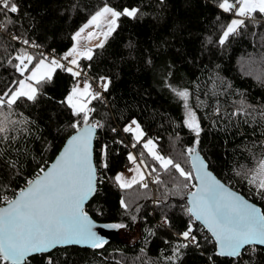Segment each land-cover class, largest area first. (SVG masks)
I'll use <instances>...</instances> for the list:
<instances>
[{"label": "trees", "instance_id": "obj_1", "mask_svg": "<svg viewBox=\"0 0 264 264\" xmlns=\"http://www.w3.org/2000/svg\"><path fill=\"white\" fill-rule=\"evenodd\" d=\"M15 2L19 12L9 13L12 24L0 15V23L7 26V31H0V95L18 88V81L30 73L20 75L16 56L32 55L33 64L41 53L53 50L62 57L71 49L73 35L105 5L116 10L139 8L143 13L138 19L121 17L103 48L93 47L91 60L79 59L93 81L101 77L110 81L107 91L103 89L105 100L100 97L90 105L94 111L89 123L99 122L94 163L103 183L97 184L98 191L84 210L98 223L126 227L111 228L102 237L106 243L101 248H56L29 257L28 264H47L49 256L56 264H210L208 256L215 244L205 240L211 236L198 223L193 227L201 247L181 249L178 258L173 252L182 242L178 233L190 220L185 208L194 179L185 182L174 169L164 173L142 145L152 139L158 153L191 171L186 149L194 145L196 136L184 124L185 101L172 89L186 90L189 108L202 129L197 151L209 170L264 212V198L249 183L264 163V17L257 14L255 23L246 21L247 27L221 46L218 41L234 15L218 7L220 0ZM12 34L41 47L12 40ZM71 82L70 73L57 69L35 102L22 98L12 109L0 108V127L6 129L0 133V197L13 198L74 133L70 125L79 117L61 103L72 90ZM133 120L144 133L136 147H132L134 134L123 131L129 125L135 129ZM105 146L106 169L99 167ZM129 153L139 163L144 161L140 164L147 174L157 168L151 175L159 174L164 183L121 189L114 177L131 165ZM184 183L189 187L184 188ZM122 199L127 209L121 207ZM4 204L0 199V207ZM164 217L170 227L162 226ZM249 247L238 261L213 257L215 264H264V249L254 247L253 252Z\"/></svg>", "mask_w": 264, "mask_h": 264}, {"label": "snow or ice", "instance_id": "obj_2", "mask_svg": "<svg viewBox=\"0 0 264 264\" xmlns=\"http://www.w3.org/2000/svg\"><path fill=\"white\" fill-rule=\"evenodd\" d=\"M159 2L163 4L164 0H159ZM218 7L224 13H232L234 16L240 17V19H231L230 23L226 25V29L218 41L221 46L239 29L247 27L246 21L255 23L257 14L264 17V0H220ZM18 12L19 6L15 0H0V15L7 17V24L13 23L9 13L17 14ZM141 15L143 13L139 8L124 7L122 10H116L107 5L100 8L73 35L72 39L76 41V44L61 57L62 60L68 61L72 65L71 67L60 63L55 57L49 60V57L43 53L34 64L32 55L24 53L16 56L15 59L19 61L17 70L20 75L23 76L25 72H30V75L18 81V88H10L0 95V108L6 105L7 108L12 109L22 98L35 102L43 84L52 79V75L57 69L67 71L74 78L80 77L83 69L80 67L79 59L91 60L93 58L91 48L83 50L80 48L81 35L87 28L95 26L100 29L103 22L107 31L99 33V35H103V40L96 45L103 48L108 37L118 27L121 17L138 19ZM0 31H7V26L0 23ZM99 35L96 32H89L87 39L89 41L93 38L98 39ZM11 39L22 40L23 44L31 47H41L34 41L30 42L28 39H22L14 34L11 35ZM209 42L211 41L209 40ZM70 57L71 60H69ZM29 65L32 67L29 68ZM83 74L86 75V72ZM101 80L107 81V78L101 77ZM108 83L110 81L101 85L105 91L108 89ZM165 83L167 87L171 88L167 81ZM172 91L185 101L184 107L187 114L184 124L196 136L194 145L186 149V154L191 159V171L185 170L180 163L175 162L172 158H166L158 153L152 139L144 142L142 147L159 164V168L164 173H170L174 169L185 182L193 179L198 181V186L191 185L196 188V191L188 194L187 203L190 206L185 208V212L190 220L186 230L178 233L182 242L175 245L174 257L178 258L182 255L181 249H187L190 246L201 247L193 227L199 221L211 234V239L205 236V240L215 244V251L208 256L210 264H215L213 257H229L238 261L243 255L245 246H264V212L230 191L207 171V164L197 151L202 129L195 112L189 108L187 103L189 93L186 90L179 91L174 88ZM98 98H100V93L92 91V85L88 82H85L82 88L79 85L72 88L61 103L66 104L72 115L79 119L74 120L70 125L74 133L68 138L63 151L50 167L47 169L41 167L36 177L27 181V186L16 194L15 199L0 197L8 205L6 208H0V260L5 264H28L30 256L47 254L61 246L83 244L96 249L103 247L106 243L93 231V222L83 208V205L96 195L97 184L103 183V178L98 179L97 177L98 169L92 160V141L99 122L89 123V114L94 109L88 107L92 100ZM131 124L136 125L135 129L129 125L123 131L134 134L136 143L132 147H136L144 133L135 120ZM5 131V128L0 127V133ZM106 158L105 146L101 149L99 167L105 169L108 167ZM128 160L136 165L135 169H129V171H135L136 174L131 179H126L123 173H118L114 177L116 184L121 189L131 188L133 184H140L142 187L148 188V183L144 182L146 176L140 170L136 157L129 153ZM140 163H144V161L141 160ZM157 172V168L153 167L148 172V176L151 177L152 183L159 185L164 183L159 174L151 175ZM193 172H195V177H193ZM257 178H259L258 183ZM249 183L253 184L257 194L264 198V163L261 164L257 176H253ZM183 187L188 188L189 184L184 183ZM121 207L127 209L123 199ZM133 219L135 218L133 217ZM162 226H171L167 217L163 218ZM103 227L120 229L126 225L108 224ZM251 250L256 251L255 248ZM168 259L172 260L173 257ZM47 264H56V261L49 256Z\"/></svg>", "mask_w": 264, "mask_h": 264}, {"label": "water", "instance_id": "obj_3", "mask_svg": "<svg viewBox=\"0 0 264 264\" xmlns=\"http://www.w3.org/2000/svg\"><path fill=\"white\" fill-rule=\"evenodd\" d=\"M96 134H97V127H96V131H95V136H94V138H93V141H92V148H93V152H92V160H93V163H94V140H95V137H96ZM72 135V134H71ZM70 135V136H71ZM69 136V137H70ZM68 137V138H69ZM68 138L65 140V142H64V144L62 145V147H61V149L58 151V153L56 154V156L54 157V159L52 160V162L45 168V169H47L48 167H50L55 161H56V159H57V157L61 154V152L63 151V149H64V147H65V145H66V143H67V140H68ZM200 154V153H199ZM200 156H201V154H200ZM202 157V156H201ZM203 158V157H202ZM204 159V158H203ZM189 161H190V166H191V159H190V157H189ZM206 162V161H205ZM95 164V163H94ZM207 164V163H206ZM207 171H209L217 180H219L210 170H209V168H208V165H207ZM41 175H42V173H41ZM193 177H195V172H193ZM194 181H195V184L198 186V181H196L195 179H194ZM222 184H224L230 191H232L233 193H235L236 195H238V196H240V197H242L244 200H246L249 204H252V205H255L254 203H252L251 201H249L248 199H246L243 195H241L239 192H237V191H235V190H233V189H231L228 185H226L225 183H223L221 180H219ZM27 186V185H26ZM25 186V187H26ZM24 187V188H25ZM194 191H196V188L194 187L193 188V190L192 191H190V192H194ZM189 192V193H190ZM18 193V192H17ZM16 193V194H17ZM188 193V194H189ZM16 194L14 195V197L12 198V199H15V197H16ZM188 194H187V202H188ZM93 198V197H92ZM91 198V199H92ZM90 199V200H91ZM89 200V201H90ZM89 201H87L84 205H83V208L85 209V206L88 204V202ZM8 205H7V203H5L4 205H2L0 208H6ZM187 206L189 207L190 205H188V203H187ZM258 209H260L261 210V208L259 207V206H257V205H255ZM262 211V210H261ZM90 217V216H89ZM91 218V217H90ZM91 220H92V222H93V231H95L97 234H98V236L99 237H105L108 233H110L111 232V228H106V227H103V225H105V224H101V223H98V222H96V221H94L92 218H91ZM196 223H198V224H200L202 227H203V225L199 222V221H197ZM204 228V227H203ZM204 230L207 232V229L206 228H204ZM208 233V232H207ZM210 236H211V234L210 233H208ZM65 247H79V248H91V247H89V246H87V245H70V246H61V247H58V248H65ZM246 247H249V246H245V248ZM250 247H259V248H261V249H264V246H261V245H251ZM34 255H37V254H34ZM33 256V255H32ZM31 257V256H30ZM224 258H229V257H224ZM232 259V258H231Z\"/></svg>", "mask_w": 264, "mask_h": 264}, {"label": "built area", "instance_id": "obj_4", "mask_svg": "<svg viewBox=\"0 0 264 264\" xmlns=\"http://www.w3.org/2000/svg\"><path fill=\"white\" fill-rule=\"evenodd\" d=\"M40 50V49H38ZM47 56L49 57V59L55 57L58 61H60V63H63L65 64L67 67H71L72 65L69 64L68 61H65V60H62L61 57H57L54 55V52H50V53H47ZM69 60H71L69 58ZM81 69H83V72H86V75L83 74L82 72V75L80 77H72V82H71V88H73L74 86H83V84L85 82H88L92 85V91L94 92H99L100 93V97L105 100V96H104V93H103V87L101 86L102 84L106 83L105 80H101L99 79L98 81H93L89 75V69L87 67H82L80 66ZM60 71L62 73H68L67 71L65 70H61ZM127 167H130V165H128ZM145 183H151V177H149L148 175H146V180L144 181ZM193 188L190 189V191H192ZM8 198L12 199V197H9L7 196ZM5 202V201H4ZM6 203V202H5ZM249 248H254V247H249Z\"/></svg>", "mask_w": 264, "mask_h": 264}, {"label": "rangeland", "instance_id": "obj_5", "mask_svg": "<svg viewBox=\"0 0 264 264\" xmlns=\"http://www.w3.org/2000/svg\"><path fill=\"white\" fill-rule=\"evenodd\" d=\"M94 15V14H93ZM233 19H240V17H236V16H234L233 17ZM88 22V21H87ZM86 22V23H87ZM85 23V24H86ZM84 24V25H85ZM83 25V26H84ZM82 26V27H83ZM79 31V30H78ZM102 31H107V29H106V27H104V25H103V22L101 23V28L100 29H97L95 26H93V27H90V28H87L86 30H85V32L81 35V38H80V48H81V50H83V49H85V48H93V47H95L98 43H100V41H102L103 40V35H99V33H101ZM89 32H96L98 35H99V38L97 39V38H93L91 41H89L88 39H87V35H88V33ZM76 44V41H74L73 40V45H72V47L74 46ZM71 47V48H72ZM70 59H71V57H70ZM106 82V81H105ZM81 88L83 87V86H80ZM92 102V101H91ZM90 105H91V103L88 105V107L90 108ZM137 162V161H136ZM137 164H139V166H140V170L142 171V172H144V174H145V176H146V172L144 171V169H143V167H142V165L139 163V162H137ZM135 167H136V165L135 164H133L132 162H131V166L127 169V167L125 168V170L124 171H121L120 173H123L124 174V176H125V178L126 179H131L136 173H135V171H129V169H135Z\"/></svg>", "mask_w": 264, "mask_h": 264}, {"label": "crops", "instance_id": "obj_6", "mask_svg": "<svg viewBox=\"0 0 264 264\" xmlns=\"http://www.w3.org/2000/svg\"><path fill=\"white\" fill-rule=\"evenodd\" d=\"M29 75H30V73H29ZM19 87V86H18ZM145 171V170H144Z\"/></svg>", "mask_w": 264, "mask_h": 264}]
</instances>
